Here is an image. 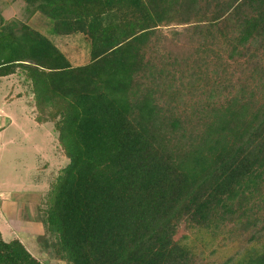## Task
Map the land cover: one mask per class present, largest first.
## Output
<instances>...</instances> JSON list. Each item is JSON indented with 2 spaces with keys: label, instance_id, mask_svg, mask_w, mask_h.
I'll return each instance as SVG.
<instances>
[{
  "label": "trees",
  "instance_id": "obj_1",
  "mask_svg": "<svg viewBox=\"0 0 264 264\" xmlns=\"http://www.w3.org/2000/svg\"><path fill=\"white\" fill-rule=\"evenodd\" d=\"M21 1L88 44L72 65L0 18V79L21 75L67 160L39 209L52 257L264 264V0ZM0 264L44 263L0 234Z\"/></svg>",
  "mask_w": 264,
  "mask_h": 264
},
{
  "label": "rangeland",
  "instance_id": "obj_2",
  "mask_svg": "<svg viewBox=\"0 0 264 264\" xmlns=\"http://www.w3.org/2000/svg\"><path fill=\"white\" fill-rule=\"evenodd\" d=\"M24 8L21 0H0V18L26 23L45 35L72 65L89 61L88 44L81 35L55 36L46 18L40 14L28 18ZM162 31L169 35L171 30ZM35 102L20 74L0 79V232L5 241L21 239L25 248L44 264H65L51 255L50 238L44 233L39 209L42 196L67 160L58 151L52 124L35 122ZM6 202L12 207L9 211L2 209ZM38 224L42 225L41 230ZM183 234L187 232L181 226L176 238ZM221 250L210 254V249L202 253L198 249L197 262L220 264L230 255L228 247Z\"/></svg>",
  "mask_w": 264,
  "mask_h": 264
},
{
  "label": "crops",
  "instance_id": "obj_3",
  "mask_svg": "<svg viewBox=\"0 0 264 264\" xmlns=\"http://www.w3.org/2000/svg\"><path fill=\"white\" fill-rule=\"evenodd\" d=\"M8 78H9V77H8ZM11 208H12L11 205H10L9 203H7V202L4 203L3 206H2V209H3V210H8V211H9ZM38 227H39L40 230L42 229V225L38 224ZM0 234H1V232H0ZM1 236H2V234H1ZM2 238H3V237H2ZM14 239H16V238H14ZM3 240H4V239H3ZM12 240H13V239H12ZM17 240H19V239H17ZM4 241H5V240H4ZM9 241H10V240H9ZM19 241L22 243V240H21V239H20ZM22 244H23V243H22Z\"/></svg>",
  "mask_w": 264,
  "mask_h": 264
}]
</instances>
